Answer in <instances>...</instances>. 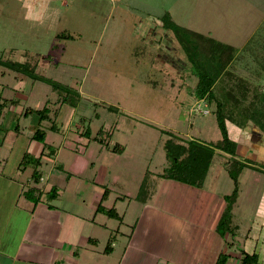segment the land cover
Segmentation results:
<instances>
[{"label": "rangeland", "instance_id": "374dc122", "mask_svg": "<svg viewBox=\"0 0 264 264\" xmlns=\"http://www.w3.org/2000/svg\"><path fill=\"white\" fill-rule=\"evenodd\" d=\"M166 12L180 26L236 46L234 73L264 89V0H0V56L30 61L37 73L71 89L55 90L0 67V130L6 135L0 173L5 185L9 177L20 183L4 192L14 197L18 187L33 186L38 168L40 187L49 191L55 185L58 193L53 199L43 194L37 205L62 212L80 234L93 232L98 243L89 244L88 255L95 261L119 260L115 239L127 240L121 232L136 226L143 205L135 196L146 171L153 185L164 179L158 174L169 164L167 132L203 142L222 137L215 103L194 94L197 77L173 30L164 26ZM44 107L49 118L40 122L32 110ZM36 130L46 133L54 155L33 141ZM116 144L123 152L113 150ZM43 151L40 166L22 162L25 153L39 157ZM230 155L217 152L205 186L234 190ZM256 164L264 170L263 161ZM238 181L231 222L238 229L224 235L233 245L227 264H238L243 251L258 252L256 264H264V175L244 167ZM105 188L110 194L102 205L116 202L126 212L125 224L96 210ZM95 214L108 221V230L95 225ZM108 246L110 253H102ZM75 248L82 250L75 243L68 252Z\"/></svg>", "mask_w": 264, "mask_h": 264}, {"label": "crops", "instance_id": "0c3cea01", "mask_svg": "<svg viewBox=\"0 0 264 264\" xmlns=\"http://www.w3.org/2000/svg\"><path fill=\"white\" fill-rule=\"evenodd\" d=\"M227 128L230 138L237 142L238 159L249 160L250 167L264 175V170H260L256 164L264 162L261 159L264 156V132L252 121L243 127L227 121ZM5 137L1 129L0 144H4ZM1 175L0 173V264H215L219 254L233 246H228V240L217 229L226 207L225 196L230 193L205 186L207 180L203 188L172 179L156 181L149 199L145 202L136 199L143 208L135 222V228L130 233L121 232L127 240L115 239L120 246L119 260L95 261V257L88 255L92 249L89 244L92 241L96 243L95 240L98 239L91 236L93 232L80 234L79 229L72 230V221L68 217L63 219L62 212L52 210L44 204L37 205L28 199L24 195L28 188L15 187L17 190L14 197L11 192H4L5 188L6 191L12 189L9 187L11 183L17 184L18 181L9 177L6 178L9 185H5ZM55 177L57 175L53 174L52 179ZM52 179L49 182L52 183ZM43 180L41 173L40 182L33 186L41 188ZM45 191L48 190L45 188L43 194ZM112 206L118 210L116 202ZM118 212L122 215L120 223L125 224L126 212ZM93 218L96 226L108 228V221L96 220L97 214ZM236 227L238 229V224ZM75 243L82 250L75 248L76 251L74 249L73 253H69ZM113 249L115 252L116 249ZM102 253L107 252L104 249ZM258 255L260 258L259 253Z\"/></svg>", "mask_w": 264, "mask_h": 264}, {"label": "trees", "instance_id": "16d2710c", "mask_svg": "<svg viewBox=\"0 0 264 264\" xmlns=\"http://www.w3.org/2000/svg\"><path fill=\"white\" fill-rule=\"evenodd\" d=\"M164 26L171 28L178 39V43L182 47L194 74L197 77L196 86L194 88L195 96L200 100H207V105L214 102V113L217 118L218 126L222 133L221 139L216 142H203L198 139H182L171 132L164 142L166 157L169 164L163 168L158 177L164 179H172L182 183H186L195 187L203 188L209 172V168L218 151L231 154L230 161L227 163L230 176L234 179V190L225 196L226 207L219 219L217 229L222 236L228 231L235 234L236 225L231 226L233 207L238 196L239 174L242 169L251 166L250 161L240 160L236 155L237 142L230 138L227 128V121H230L240 127L245 126L252 121L264 132V89L261 85L252 84L245 78L234 73L231 68L234 62L238 48L233 44L220 41L212 36H205L189 28L180 26L173 22L169 12L163 15ZM0 67H6L9 70L27 75L34 80H41L50 84L53 89L61 90L65 93L71 89L63 84L41 75L36 72V65H32L30 61H15L4 59L0 56ZM261 72L264 74V64L261 65ZM251 93L252 96L248 94ZM248 97H250L248 99ZM67 100V95L63 96ZM248 101V102H247ZM246 102V103H245ZM4 110L5 102L0 103ZM206 105V107H207ZM36 111L39 115V121L49 118V108L44 107ZM30 111V112H32ZM28 113V111H27ZM52 129H55L52 126ZM102 130L98 134H102ZM86 134L90 136V130H86ZM33 139L44 145V149L50 150V155L56 153L55 147L46 142V133L36 130ZM115 152H123L124 146L116 144L113 148ZM44 151L39 157H34L30 153H25L22 160L25 165L33 163L37 167L41 165V158ZM28 158V159H27ZM150 171H146L145 177L140 185L139 191L135 199L145 202L149 199L154 191L153 183H150ZM33 178L35 184L41 180V174L38 168L34 170ZM151 184V185H149ZM47 197L53 199L57 196V188L55 185L49 189ZM38 194V196H36ZM43 190L38 186H31L24 195L35 203H38ZM110 191L105 188L101 203L97 207V211L105 213L111 218L122 220V215L112 206L102 205V202L109 197ZM228 246L230 245L227 243ZM110 246L105 248V252H109ZM228 253L221 252L215 264H227ZM258 253L243 252L239 264H256L258 262Z\"/></svg>", "mask_w": 264, "mask_h": 264}, {"label": "built area", "instance_id": "2783aa9c", "mask_svg": "<svg viewBox=\"0 0 264 264\" xmlns=\"http://www.w3.org/2000/svg\"><path fill=\"white\" fill-rule=\"evenodd\" d=\"M206 112H208V110H205Z\"/></svg>", "mask_w": 264, "mask_h": 264}]
</instances>
